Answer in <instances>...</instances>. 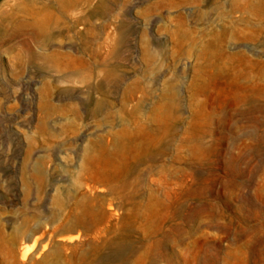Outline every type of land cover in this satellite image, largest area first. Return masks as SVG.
<instances>
[{"label": "rangeland", "instance_id": "1", "mask_svg": "<svg viewBox=\"0 0 264 264\" xmlns=\"http://www.w3.org/2000/svg\"><path fill=\"white\" fill-rule=\"evenodd\" d=\"M0 26V264H264L225 186L264 178V0H0Z\"/></svg>", "mask_w": 264, "mask_h": 264}, {"label": "bare ground", "instance_id": "2", "mask_svg": "<svg viewBox=\"0 0 264 264\" xmlns=\"http://www.w3.org/2000/svg\"><path fill=\"white\" fill-rule=\"evenodd\" d=\"M25 14V13H24ZM28 25V24H27ZM2 27L0 26V34L2 33ZM252 148V147H251ZM248 149V148H247ZM253 149V148H252ZM249 150V149H248ZM246 152H247V150H246ZM248 152H250L251 153V151H248ZM243 154V153H242ZM247 154H249V153H247ZM257 154V153H256ZM255 154V155H256ZM258 154H260L261 156L263 155V157H264V147H260L259 149H258ZM243 155H246V153L245 154H243ZM259 155V156H260ZM238 156V155H237ZM239 156H240V154H239ZM243 157V156H242ZM241 157V159H243ZM245 157V156H244ZM247 157V156H246ZM250 157V156H249ZM255 157V156H254ZM236 159H237V157H235ZM236 159H235V161H236ZM251 159V161H252V158H250ZM261 160V159H260ZM264 160V159H263ZM235 161H234V163H235ZM242 161V160H241ZM245 161H246V159H245ZM262 162V161H261ZM245 163H247V162H245ZM254 163V162H253ZM252 163V164H253ZM262 163H264V162H262ZM243 164V163H242ZM248 164H250V163H248ZM233 165H235V164H233ZM264 166V165H263ZM234 168H235V166H233ZM243 166L242 165H238V167H236L235 169L237 170L236 171V174L233 176V178H234V180H236V181H232V182H228V183H225V186H228L229 185V183H231V185L232 184H234V186L236 187V189H237V192L235 193V201H236V206H235V208H236V210H237V212H238V217H237V219H238V221L240 222V223H242V224H249L250 225V227H251V232H252V234H253V236H252V238H251V236H250V238H251V242H250V244L249 245H247L246 246V249H247V252H245V253H242L241 254V257H248V256H251V257H253L255 260H256V263H259V262H261L262 261V258H263V256H264V178L262 179V181L261 182H259V183H257V185L255 186V189H254V187H253V189H254V192L250 195L249 193H247V190H249V189H251L252 188V184H250V183H248L247 181H246V169L244 170L243 168H242ZM247 167V166H246ZM250 167V166H249ZM229 168H230V166H229ZM232 168V167H231ZM253 168V167H252ZM259 168V167H258ZM234 169V170H235ZM256 169V168H255ZM232 170V169H231ZM230 170V171H231ZM259 170V169H258ZM233 171V170H232ZM256 171V170H255ZM254 171V172H255ZM234 172V171H233ZM232 172V173H233ZM231 174V173H230ZM249 174H252V172L251 173H249ZM260 174V173H259ZM258 174V175H259ZM247 175H248V172H247ZM258 179H259V177H258ZM261 180V179H260ZM258 182V181H257ZM228 188V187H227ZM233 188V187H232ZM252 189V190H253ZM221 190H222V188H221ZM229 190V189H228ZM230 190H232L231 188H230ZM229 190V191H230ZM251 192V191H250ZM230 193V192H229ZM227 195V194H226ZM222 201H223V208H222V220H223V222H222V224L221 223H219V224H217L218 225V228L220 227V229L223 231V233H228L230 230H231V223L227 220L228 219V217L226 216V213H227V210L229 209V207H230V205H231V203L227 200V199H225V197H224V195H223V197H222ZM221 201V202H222ZM220 214V213H219ZM213 217V216H212ZM218 218V217H217ZM212 219V218H211ZM218 219H220V218H218ZM217 219V220H218ZM234 221V220H233ZM232 222V221H231ZM235 223H237V222H235ZM185 224H187V223H185ZM214 224V223H213ZM211 225V224H210ZM217 225H215V226H217ZM217 228V229H218ZM187 230V229H186ZM221 230H219V231H221ZM183 232V231H182ZM232 232V231H231ZM180 233V232H179ZM243 233H244V230L243 229H241L240 230V232H239V234H238V237H242L243 236ZM246 233V232H245ZM246 234H248V233H246ZM177 235V234H176ZM182 235V234H181ZM230 235H231V233H230ZM249 235V234H248ZM179 236H180V234H179ZM181 237V236H180ZM247 238V237H246ZM245 238V239H246ZM169 239H170V237H169ZM168 239V240H169ZM162 240H164V239H162ZM161 240V241H162ZM167 240V243H169L171 240H169L168 241ZM230 240V239H229ZM234 240H236V239H234ZM247 241V240H246ZM249 241V240H248ZM247 241V242H248ZM240 243V242H239ZM155 244V243H154ZM159 245H161V244H159ZM153 246V245H152ZM159 247V246H158ZM218 247V246H217ZM231 247V246H230ZM123 248V247H122ZM122 248L120 247V246H116L114 249H113V253H112V255L111 256H109L108 258H110V259H113L112 261H114L116 258H120V256H121V254H122ZM153 248V247H152ZM215 248V247H214ZM210 249V248H209ZM209 249H207V250H209ZM219 249V248H218ZM112 251V250H111ZM211 251V250H210ZM227 251H228V249H227ZM231 251V250H230ZM240 251V250H239ZM215 252V250H213V253ZM218 252V251H217ZM243 252V251H242ZM157 253V252H156ZM207 253H209L208 251H207ZM227 253V252H226ZM239 253V252H238ZM111 254V253H110ZM210 254H211V252H210ZM228 254V253H227ZM213 255V254H212ZM223 255V254H222ZM205 257V256H204ZM212 257V256H211ZM221 257V256H220ZM227 257V256H226ZM230 257V256H229ZM229 257H227V258H229ZM240 257V256H239ZM162 258L163 259H165V258H170V256H168V255H162ZM237 258V257H236ZM236 258H235V260H236ZM206 259V258H205ZM208 259V258H207ZM206 259V260H207ZM217 259V258H216ZM215 259V260H216ZM230 259L231 258H229V261H230ZM251 258H249V260H250ZM117 260V259H116ZM225 260H228V259H225ZM224 260V261H225ZM167 261H169V260H167ZM201 261H203V260H201ZM200 261V262H201ZM228 261V262H229ZM232 261H234V260H232ZM242 261V260H241ZM252 261V260H251ZM204 262H206V261H204ZM203 262V263H204ZM151 263H153V262H151ZM243 263V262H242ZM155 264H157V263H155ZM167 264H169V263H167ZM206 264V263H205ZM240 264V263H239ZM249 264H250V262H249ZM254 264V263H253Z\"/></svg>", "mask_w": 264, "mask_h": 264}]
</instances>
